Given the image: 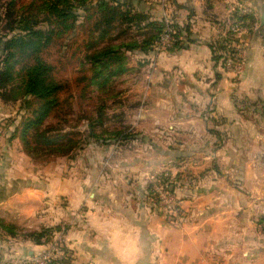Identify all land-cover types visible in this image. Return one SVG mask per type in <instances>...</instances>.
Instances as JSON below:
<instances>
[{
  "label": "crops",
  "instance_id": "1",
  "mask_svg": "<svg viewBox=\"0 0 264 264\" xmlns=\"http://www.w3.org/2000/svg\"><path fill=\"white\" fill-rule=\"evenodd\" d=\"M116 1L147 24L169 18L183 46L155 61L153 51L128 54L134 90L113 127L128 136L89 146L67 170L66 159L33 161L15 136L20 120L7 130L0 121L7 263L47 250L29 235L53 230L76 264H264V0ZM238 6L255 23L241 37L246 70L234 80L216 57ZM164 174L195 183L175 190L180 223L151 194Z\"/></svg>",
  "mask_w": 264,
  "mask_h": 264
},
{
  "label": "trees",
  "instance_id": "2",
  "mask_svg": "<svg viewBox=\"0 0 264 264\" xmlns=\"http://www.w3.org/2000/svg\"><path fill=\"white\" fill-rule=\"evenodd\" d=\"M16 4L17 0H12L8 5L7 17L12 19L8 30L12 33L20 28L22 34L2 44L5 58L0 62V98L6 104L13 105L24 101L30 110V115L23 118L15 135L21 141L23 151L36 163L42 162L43 158L46 161L72 158L87 148V138L106 145L125 134V130L105 129L108 122L116 123L125 116L109 115L111 107L106 103L100 107L98 117L81 118L80 125L87 124L89 129L88 137L83 138L81 132L75 133L76 127H72L68 118L71 112L63 107L69 102L62 99L69 84L56 78L55 68L44 60L43 52L52 45L55 37L74 31L80 20V12L84 13L86 22L83 28L88 23L92 25L89 27L91 40L87 44L88 53L82 66L91 65L94 74L90 85L102 90L110 80L127 75L129 53L152 52L165 27L157 23L147 24L145 14L134 13L128 5H121L116 0H33L27 9H20L26 14L18 18L14 16ZM233 19L246 29L252 28L255 23L251 16L240 17L236 14ZM40 23L48 24L49 30L39 29ZM175 29L178 32L176 36L181 37V30L176 26ZM117 31H121L122 37L133 32L136 35H130V40L117 44L119 40L113 37ZM222 40L218 41V49L227 52L232 44L230 34ZM182 46V42L177 43L171 51ZM221 59L222 55L216 57V61ZM86 80V77L82 78V81ZM121 95L122 92L118 94L119 98ZM121 101L115 103L119 108H122ZM50 120L57 121L59 125L49 124ZM79 134L81 137L75 140ZM127 136L125 134L123 138ZM159 179L170 183V188L175 191L176 185L173 183H177L178 177L172 179L171 175L164 174ZM261 224L264 227V220ZM4 228L7 231V227ZM8 231L11 232V229ZM52 231L45 230L29 237L37 244H44L52 240Z\"/></svg>",
  "mask_w": 264,
  "mask_h": 264
},
{
  "label": "rangeland",
  "instance_id": "3",
  "mask_svg": "<svg viewBox=\"0 0 264 264\" xmlns=\"http://www.w3.org/2000/svg\"><path fill=\"white\" fill-rule=\"evenodd\" d=\"M12 0H0V62L5 58V54L2 52V44H4L7 40L22 34V30L16 29L14 32H9V26L11 25L12 19L7 17V12L9 10L8 5ZM33 0H17L15 15L17 18L22 14H26V11H21L20 9H27L29 5H31ZM96 1V0H95ZM41 4V2H39ZM80 20L73 31H69L67 34L62 37H55L52 42V45L43 52L44 60L52 65L55 68V76L58 80L62 82H66L69 85L66 87L65 92L62 94V99L66 102L68 101L71 104L63 105L64 108H68L71 114L68 116L70 123L73 125L72 127H76L75 133H83V138L88 137V127L87 124L80 125L81 118H90V117H98L99 110L102 105L105 103L111 108L108 111L109 115L120 114L121 108L118 107L117 103L119 100L123 101H131V92L134 90L132 85L131 76L126 75L124 77H120L118 79H113L108 82L105 88L101 90L98 86L90 85V80L93 76V68L91 65H87L85 67L82 66L84 63V59L86 57L87 44L91 40L89 27L92 23L86 24V16L84 13L80 12ZM15 17V18H16ZM43 20V19H40ZM39 29H43L44 31L49 30V25L46 23H40L38 26ZM121 31H117L113 34V37L119 40V43H125V41L130 40V35L135 36L136 33H130L129 36L124 35L122 37ZM97 36V35H96ZM115 43V42H114ZM86 77V81H82V78ZM87 86V89L84 88ZM122 92L121 97L119 98L118 94ZM72 97L71 99H69ZM35 107V106H34ZM25 102H20L15 105L6 104L0 98V121H2V128L7 130L8 123L15 128L17 127V122L20 120V124L23 121V118L30 115V110L27 109ZM19 124V125H20ZM49 124L58 126V122L54 120H50ZM107 128L105 129H115L113 128L115 123L108 122L106 124ZM72 127L70 130L72 131ZM102 130H100L101 132ZM81 135H77L75 140H78ZM88 139V146H92L93 144H97L93 139ZM117 138L112 139L113 141ZM100 145V143H98ZM108 144V143H107ZM86 148V149H87ZM84 151V150H83ZM82 152V151H80ZM42 159V162H38L39 164H48L51 161H54L55 158H52L48 161ZM66 159L62 164H65L66 170L68 169V159L71 158H60ZM172 179H175L176 176H171ZM170 184V183H169ZM176 185L175 190H180L182 187L187 188L188 191L194 188L195 183H173ZM190 194V193H189ZM188 195V193L186 194Z\"/></svg>",
  "mask_w": 264,
  "mask_h": 264
},
{
  "label": "built area",
  "instance_id": "4",
  "mask_svg": "<svg viewBox=\"0 0 264 264\" xmlns=\"http://www.w3.org/2000/svg\"><path fill=\"white\" fill-rule=\"evenodd\" d=\"M234 15L240 17H247L252 14L250 8L246 6H238L231 8ZM247 29L232 21L228 32L224 34L226 38L229 34L232 39V44L228 47L227 52H222V59L220 66L224 73L232 75L234 80L240 79L246 70V54L249 50V44L241 37ZM177 30L175 29L171 20L166 19L165 29L159 40L155 43L153 48L154 60L164 52L171 51L175 48L177 43H181V37H177ZM151 194L155 198L156 204L161 213L167 220L172 223H180L184 218L183 209L181 208L175 191L170 188V184L158 179L152 189ZM0 264H8L4 257L2 247L0 246ZM11 264H76L72 251L67 246L64 240V232L61 231L56 234L49 243V248L43 252L36 254L33 257L26 258L13 262Z\"/></svg>",
  "mask_w": 264,
  "mask_h": 264
}]
</instances>
